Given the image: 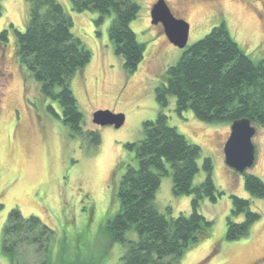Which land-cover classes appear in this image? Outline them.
Instances as JSON below:
<instances>
[{
  "label": "rangeland",
  "instance_id": "1",
  "mask_svg": "<svg viewBox=\"0 0 264 264\" xmlns=\"http://www.w3.org/2000/svg\"><path fill=\"white\" fill-rule=\"evenodd\" d=\"M57 1L73 20L72 33L92 54L72 79V87L84 129L99 131L102 142L93 148L74 137L62 120L59 103L42 93L41 84L21 64L14 29L25 31L27 1L0 0V32L9 30L8 42L0 44V264H118L126 245L113 240L108 224L120 210L118 193L127 164L138 166L135 152L126 145L141 142L143 124L162 111L156 89L186 49L173 45L162 25L152 24L157 0H136L141 9L131 28L146 50L137 71L128 74L109 37L114 16L97 24L99 13L77 12L71 0ZM166 1L176 17L190 24L187 48L225 24L246 54L255 62L264 59V0ZM99 110L123 114L124 125H95L93 114ZM163 111L172 127L201 148L194 185L205 180L203 164L210 158L214 183L223 193L216 203L201 202V213L214 222L211 236L171 264H264V199L253 198L245 189V174L264 182V127L254 125L255 163L239 173L227 166L224 155L232 124L205 123L191 111L180 114L175 97ZM166 168L169 174L162 177L156 208L169 217L191 214L193 197L174 195L172 169L167 163ZM233 195L249 199L260 219L248 237L230 242L226 232ZM13 209L24 218L39 217L52 230L47 252L25 246L15 260L10 258L3 233Z\"/></svg>",
  "mask_w": 264,
  "mask_h": 264
},
{
  "label": "trees",
  "instance_id": "2",
  "mask_svg": "<svg viewBox=\"0 0 264 264\" xmlns=\"http://www.w3.org/2000/svg\"><path fill=\"white\" fill-rule=\"evenodd\" d=\"M26 1L25 31L14 29L18 58L41 84L42 93L59 103L62 120L72 135L98 148L101 134L84 129V115L72 87L76 73L90 63L91 51L72 33L73 20L60 2ZM71 2L74 11L99 13L97 24L114 16L110 40L116 55L123 59L124 70L135 73L146 50L131 28L141 9L136 0ZM8 40L9 30L0 32V44ZM166 75V82L156 89L162 111L155 120L143 124L145 137L141 142L126 145L135 152L138 166L127 164L118 193L120 210L108 224L113 240L126 245L118 264H171L212 233L214 222L201 213V202L209 199L216 203L223 193L214 183L210 158L203 164L205 180L194 185L200 172L201 148L169 124L163 109L169 107L170 97H175L178 113L191 111L205 123L233 124L248 118L253 125L264 127V59L255 62L246 54L225 24L186 48ZM166 163L172 169L174 195L193 197L189 215L169 217L155 206L162 177L169 174ZM245 189L253 198L264 199V182L256 175L245 174ZM231 203L226 232L230 242L248 237L260 219L249 199L233 195ZM240 217L243 220H237ZM131 233L138 238H130ZM51 234L39 217L24 218L20 210L13 209L4 227V250L12 260L25 246H38L47 252Z\"/></svg>",
  "mask_w": 264,
  "mask_h": 264
},
{
  "label": "water",
  "instance_id": "3",
  "mask_svg": "<svg viewBox=\"0 0 264 264\" xmlns=\"http://www.w3.org/2000/svg\"><path fill=\"white\" fill-rule=\"evenodd\" d=\"M152 24L162 25L169 41L180 49H186L189 40L190 24L177 18L166 0H158L151 10ZM123 114L109 110H99L93 114V123L97 126L121 128L125 123ZM256 128L248 118L233 122L230 136L224 146L227 166L239 173H245L255 163L256 147L253 138Z\"/></svg>",
  "mask_w": 264,
  "mask_h": 264
},
{
  "label": "flooded vegetation",
  "instance_id": "4",
  "mask_svg": "<svg viewBox=\"0 0 264 264\" xmlns=\"http://www.w3.org/2000/svg\"><path fill=\"white\" fill-rule=\"evenodd\" d=\"M158 1V0H157ZM216 1V0H215ZM167 2V1H166ZM167 4H168V2H167ZM169 5V4H168ZM170 7V6H169Z\"/></svg>",
  "mask_w": 264,
  "mask_h": 264
}]
</instances>
